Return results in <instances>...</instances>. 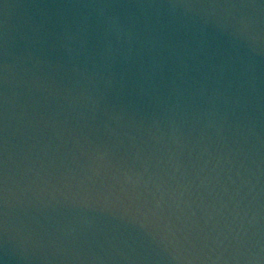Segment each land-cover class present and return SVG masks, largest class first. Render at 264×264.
Listing matches in <instances>:
<instances>
[{
    "label": "water",
    "instance_id": "95a60500",
    "mask_svg": "<svg viewBox=\"0 0 264 264\" xmlns=\"http://www.w3.org/2000/svg\"><path fill=\"white\" fill-rule=\"evenodd\" d=\"M0 264H264V0H0Z\"/></svg>",
    "mask_w": 264,
    "mask_h": 264
}]
</instances>
